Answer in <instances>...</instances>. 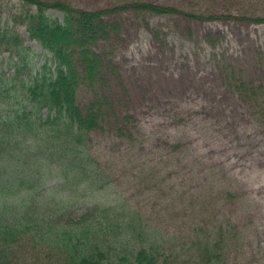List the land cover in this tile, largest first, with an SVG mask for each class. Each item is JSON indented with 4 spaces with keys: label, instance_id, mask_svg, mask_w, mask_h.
Wrapping results in <instances>:
<instances>
[{
    "label": "rangeland",
    "instance_id": "1",
    "mask_svg": "<svg viewBox=\"0 0 264 264\" xmlns=\"http://www.w3.org/2000/svg\"><path fill=\"white\" fill-rule=\"evenodd\" d=\"M66 1L92 10L130 0ZM148 1L264 17V0ZM17 9V0H0V24L16 26L39 66L50 54L11 21ZM120 20L124 41L114 56L126 84L120 95L135 119L132 136L91 135L89 153L111 181L95 198L143 215L152 235L178 251L177 264H195L205 243L229 264H264V23L132 11ZM7 59L0 52V70ZM240 79L253 82L255 93L238 89ZM16 256L19 264L54 259L32 245Z\"/></svg>",
    "mask_w": 264,
    "mask_h": 264
},
{
    "label": "trees",
    "instance_id": "2",
    "mask_svg": "<svg viewBox=\"0 0 264 264\" xmlns=\"http://www.w3.org/2000/svg\"><path fill=\"white\" fill-rule=\"evenodd\" d=\"M17 1L11 21L50 55L36 65L16 26L0 24V52L8 53V69L0 70V264H19L16 253L27 245L47 249L53 264H177L178 251L152 235L143 215L95 198L111 181L89 153L91 135L110 129L132 136L135 119L120 95L126 84L114 56L124 41L120 17L130 11L198 21L264 17L205 15L148 0L92 10L66 0ZM236 82L255 93L253 82ZM197 260L229 264L209 243Z\"/></svg>",
    "mask_w": 264,
    "mask_h": 264
}]
</instances>
